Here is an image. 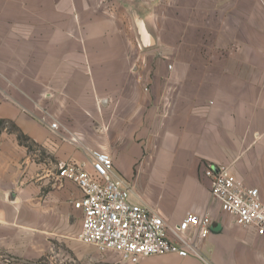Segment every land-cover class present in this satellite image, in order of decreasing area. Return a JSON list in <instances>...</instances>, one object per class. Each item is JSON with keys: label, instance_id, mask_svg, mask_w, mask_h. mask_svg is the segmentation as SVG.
<instances>
[{"label": "crops", "instance_id": "1", "mask_svg": "<svg viewBox=\"0 0 264 264\" xmlns=\"http://www.w3.org/2000/svg\"><path fill=\"white\" fill-rule=\"evenodd\" d=\"M93 152L169 226L212 218L198 257L137 264H264L204 176L264 194V0H0V264H124L80 241L81 192L59 177L93 174Z\"/></svg>", "mask_w": 264, "mask_h": 264}, {"label": "built area", "instance_id": "2", "mask_svg": "<svg viewBox=\"0 0 264 264\" xmlns=\"http://www.w3.org/2000/svg\"><path fill=\"white\" fill-rule=\"evenodd\" d=\"M51 129L57 130V126ZM90 160L93 174L84 165L58 164L59 177L72 181L81 192V198L74 203L75 209L83 213L80 241L100 251L118 253L124 264L168 254L199 256L198 244L211 233L209 215L188 214L179 225L171 227L159 215L131 202L130 186L114 177L110 156L93 152ZM204 176L210 180L212 197L221 210L234 217L237 225L252 227L264 238L261 190L247 187L226 166H208Z\"/></svg>", "mask_w": 264, "mask_h": 264}, {"label": "water", "instance_id": "3", "mask_svg": "<svg viewBox=\"0 0 264 264\" xmlns=\"http://www.w3.org/2000/svg\"><path fill=\"white\" fill-rule=\"evenodd\" d=\"M136 21H137V23L139 24L138 27L140 28L142 34L144 35V34H145V31H144V26H143L142 23H141V20L138 19V18H136Z\"/></svg>", "mask_w": 264, "mask_h": 264}]
</instances>
